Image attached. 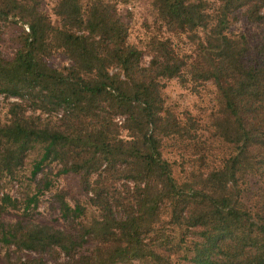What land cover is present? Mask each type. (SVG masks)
<instances>
[{
  "label": "trees",
  "instance_id": "obj_1",
  "mask_svg": "<svg viewBox=\"0 0 264 264\" xmlns=\"http://www.w3.org/2000/svg\"><path fill=\"white\" fill-rule=\"evenodd\" d=\"M39 4L38 0H0V21L25 24L19 47L8 60L0 58V94L20 100L9 103L8 117L0 120V176L14 175L24 152L38 144L40 157L32 165V177L43 162L60 161L59 174H89L102 160L118 157L129 158L126 164L131 165V176L138 181L149 179L151 185L146 184L144 195L143 190L138 192V209L131 211L133 214L122 211L115 215L108 202L95 193L91 204L101 215L90 224H81L76 232L0 219V243L19 253L59 252L65 264H110L144 255L155 264H180L171 255L179 248L184 249L182 254L189 250L190 264H264L263 186H258L259 199L250 204L243 202L237 188V180L245 174L260 178L264 173V65H245L243 35L228 34L229 23L238 10L250 22L264 19V0L153 1L160 20L189 31L199 30L213 52L207 74L220 107L217 124L223 126L221 135L231 144L233 153L204 177L202 187L177 184L169 162L161 157L157 133L163 118L158 88L133 77L138 67L135 52L131 47L119 51L117 41L126 35V25L112 6L96 1L85 9L81 0H54L51 22L39 10ZM48 39L54 48L66 53L72 64L61 69L46 65L40 53L48 46ZM110 43L115 44L111 49L107 46ZM111 57L119 60L124 79L109 75ZM168 67L163 75L177 74L176 65ZM144 70H138L140 77ZM24 100L32 102L33 112L62 110L60 119L65 129L38 114L27 117L21 102ZM104 107L112 115H125L121 127L128 133L126 139L113 135L112 115L104 114ZM79 115L93 120L96 129L88 130L87 124L85 132V128H69L72 120L80 123ZM56 197L64 220L82 211L77 203L71 209L61 193ZM161 200L180 237L174 243L179 248L166 255L157 236L154 245H146L139 225L143 214L158 209ZM35 201L33 196L27 199L28 204ZM8 204L10 198L1 194L0 213ZM105 229L118 236L114 245L108 244L112 241L110 233L111 239H102ZM186 232L190 234L188 245L183 241ZM179 242H184V247ZM7 262L46 264L41 256L22 260L18 256L13 263Z\"/></svg>",
  "mask_w": 264,
  "mask_h": 264
},
{
  "label": "rangeland",
  "instance_id": "obj_2",
  "mask_svg": "<svg viewBox=\"0 0 264 264\" xmlns=\"http://www.w3.org/2000/svg\"><path fill=\"white\" fill-rule=\"evenodd\" d=\"M38 8L49 19L54 21L52 7L54 0H38ZM82 8H87L91 3L100 1L112 6L116 16L126 25V35L117 41L120 52H126L129 47L134 49V62L138 67L133 77L135 79L152 82L156 85L161 100V126L158 130L159 151L161 157L166 159L171 167V176L177 184H190L196 187L203 186L204 177L212 170L220 168L224 161L232 155L233 147L224 140L222 125L217 124L220 116V107L217 101L216 90L208 79L209 59L213 52L208 48L204 39L206 36L197 30L178 28L175 24L164 23L157 16L154 0H81ZM210 0H208V3ZM238 10L233 20L229 23L228 34L236 37L243 35L245 52L243 62L245 65L260 67L264 65V19L250 22L246 20ZM25 31V24L21 21H0V58L9 59L19 47V40ZM48 43V46H47ZM54 44L46 42V49L40 56L48 67L61 69L72 64L61 48H54ZM115 44H108L113 48ZM215 53V52H214ZM156 57V58H155ZM153 59V60H152ZM112 66L108 73L117 75L120 79L124 76L119 68V60L111 57ZM166 64V65H165ZM176 65L177 74L173 76L163 75L168 66ZM145 68L144 76H141L140 68ZM167 67V68H166ZM133 71V69H132ZM129 72V73H132ZM85 75V74H83ZM20 101L14 97H5L0 94V120L8 117V106L11 102ZM24 105L25 115L36 116L57 125L59 129H65L60 119L62 110L42 113L40 110L32 111V102L21 101ZM106 115H112L111 110L104 107ZM80 123L70 122L69 128L96 129L93 120L80 116ZM59 118L60 120H56ZM86 118V119H85ZM125 115L111 116L114 123L110 129L113 135L126 139L128 133L121 127ZM166 120V121H164ZM164 121V122H163ZM87 127L84 132L87 131ZM38 144L27 149L22 157L21 165L15 169L14 175L3 174L0 176V196L6 194L10 198L4 212L0 213V219L10 223L20 222L41 223L58 229L76 232L81 224H90L97 219L101 212L91 204L90 198L98 193L101 200H106L111 211L115 215L119 213L135 212L137 208L138 192L146 193V184L151 185V180L138 181L133 178L131 165L127 166L129 158L113 157L110 160H102L101 164L86 174L80 173L59 174L60 161H48L41 164L40 170L31 176L30 170L35 161L40 157ZM83 158V157H82ZM47 182V188H44ZM263 186L262 200H264V173L260 178L245 174L237 180V188L242 193L243 202L250 204L259 199ZM90 188V190H88ZM61 193L71 209L77 203L82 211L75 218L64 220L58 211L56 194ZM93 194V195H92ZM35 197V203H27L29 197ZM264 205V203H263ZM130 206V207H129ZM132 207V208H131ZM143 209H140V212ZM132 211V212H131ZM133 214V213H132ZM71 217V216H70ZM141 237L148 247L154 245L155 236L157 243L162 245L163 254L171 253L176 249V241L180 240L179 232L169 219V209L161 200L158 209L147 210L141 222ZM103 238L112 241L114 245L118 236L112 235L109 229L104 230ZM149 231V232H148ZM111 236H110V234ZM186 232L185 234H188ZM190 234L187 235L185 245H188ZM193 235V234H191ZM92 243V240L87 238ZM184 247V242H179ZM88 244L85 245L87 248ZM86 248L83 250L85 251ZM179 248V247H178ZM184 249H182L183 251ZM171 254L173 260L180 264H190L189 250ZM20 256L21 260L28 256H41L46 264H65L59 252L45 251L42 253H30L27 251H14L11 246L6 247L0 243V264L12 263ZM64 258V257H63ZM110 264H155L154 260L144 255L141 258H122L114 260Z\"/></svg>",
  "mask_w": 264,
  "mask_h": 264
}]
</instances>
